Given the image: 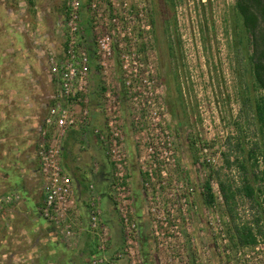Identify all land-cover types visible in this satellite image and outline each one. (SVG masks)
Listing matches in <instances>:
<instances>
[{
	"label": "rangeland",
	"instance_id": "374dc122",
	"mask_svg": "<svg viewBox=\"0 0 264 264\" xmlns=\"http://www.w3.org/2000/svg\"><path fill=\"white\" fill-rule=\"evenodd\" d=\"M91 1L81 0V16L87 28L86 6ZM94 1L108 19L115 18L116 24L110 29L117 48L107 72L93 73L95 99L90 100V108L93 110L95 102L102 99L101 86L106 82L110 90H116L121 65L119 42L123 54L134 56L139 64V81L133 80L139 94L136 99L135 93L124 99L127 117L133 120L138 116L137 128L134 132L128 128L126 134L130 153L125 168L127 208L118 210L109 203L111 165L103 167L98 156L99 166L92 175L93 167L83 158L80 163L81 175H89L88 183L93 182L101 197L102 219L110 237L106 256L120 254L122 263H127L123 252L127 229L131 246L138 251L134 259L140 258L141 264H264V234L254 222L259 209L240 191L242 170L235 162L228 166L225 161L240 160V135H244L246 150L260 146L254 113L250 108L242 110L246 73L241 85L235 71L234 0ZM64 6L65 0H0V151L18 153L16 169L22 175L26 169L22 162L31 158L34 145L30 136L22 138L18 132L23 126L40 123L55 86L49 79L46 60L49 48L59 51L62 45ZM91 116L93 122H100L94 111ZM135 133L138 145H143L139 150L134 145ZM87 140L90 143V137ZM69 148L71 156L77 152V146ZM140 149L144 156L141 164L136 159ZM254 150L259 161L258 150ZM249 165L256 175L254 186L261 200L264 182L260 166L253 158ZM217 173L237 189L230 205L220 195L214 177ZM141 178L147 186H141ZM206 180L213 195L211 202L205 195ZM84 182L77 186L76 208L69 212L78 218L82 229L87 222ZM130 222H134L133 228ZM242 224L251 227L255 243L238 242L234 225ZM87 235L82 234L81 244L76 246L84 250L83 264L92 244ZM39 250L36 245V252ZM43 250L47 252L45 246Z\"/></svg>",
	"mask_w": 264,
	"mask_h": 264
},
{
	"label": "built area",
	"instance_id": "2783aa9c",
	"mask_svg": "<svg viewBox=\"0 0 264 264\" xmlns=\"http://www.w3.org/2000/svg\"><path fill=\"white\" fill-rule=\"evenodd\" d=\"M86 8L88 28L81 16V0H65L62 45L59 51L53 47L49 48L46 60L49 79L54 81L55 86L48 97L50 103L46 102L35 141L43 195L41 214L56 228H60V234L62 233L64 237L72 234L67 222L69 212L75 207V194L72 180L61 163L63 136L68 130H80L82 141L86 144L89 142L87 139L91 132L101 154L109 161L113 170L112 195L109 203L122 210V207L127 208L124 202L125 193L128 191L125 168L130 161V153L126 149V134L127 130L134 132L138 126V116L133 120L127 117L129 113L124 110V99L134 93L136 95L133 98L136 99L139 94L136 93L139 87H134L133 81L135 78L139 81L137 78L139 64L134 56L128 58L123 54L121 42L118 43L121 65L116 90H110L106 82L101 86L102 99L95 102L93 110L90 108V100L95 96L92 90L93 73L107 72L117 44L113 43L114 32L110 29L116 24L115 18L108 19V14L94 0ZM89 44L92 45V54L88 51ZM113 87L111 85V88ZM91 111L100 117V122H93ZM136 135V133L133 135L134 145L139 150L138 148L143 145H138ZM138 152L136 159L141 164L144 156L141 149ZM148 175L152 176L150 171ZM140 183L141 186L148 184L144 178H141ZM85 205L87 232L92 241L88 264H123L120 254L106 256V244L110 239L109 229L102 219L100 194L92 182L86 186ZM123 223L127 226V222ZM130 225V228L135 226L134 222H130ZM124 235L126 240L123 252L127 259L126 264H141L140 258L134 259L138 251L134 252L131 235L127 229H124Z\"/></svg>",
	"mask_w": 264,
	"mask_h": 264
},
{
	"label": "crops",
	"instance_id": "0c3cea01",
	"mask_svg": "<svg viewBox=\"0 0 264 264\" xmlns=\"http://www.w3.org/2000/svg\"><path fill=\"white\" fill-rule=\"evenodd\" d=\"M1 35L0 31V38ZM46 102L50 103L49 98ZM12 119L15 118L12 117ZM39 124L36 123L25 128L23 126L21 132H18V135L20 133L22 138L25 134L28 135V138L30 136L34 145L31 147V158H27V160L24 158L22 162L23 164L26 163L25 175H22L16 169L19 163L18 153L15 154L12 149L0 151L2 156L0 159L4 160V162L0 160V264H83L84 250L83 248L77 250L76 246L78 247L81 244L82 234L88 236L87 222H85V228L82 229L80 224H78V218L76 219L70 213L67 224L72 234L64 237L62 233L60 234V228H56L53 223L46 220L41 214L43 195L40 188L41 180L35 153V141ZM89 137L90 143L84 144L81 138V131L71 129L66 132L61 140V163L64 171L70 173L72 177L73 190L76 196L75 207L72 210L76 208L77 186L85 181L83 206L86 219V186L90 177L87 173L81 175L83 170L80 169V163L83 158L88 165L93 167L91 172L93 175L94 171L98 169L99 161L97 157L101 153L91 132H89ZM1 139L2 137H0ZM71 145L77 146V152L74 151L72 156L70 155L72 149L69 148ZM89 148L92 149L88 150ZM7 153L9 154L8 157ZM102 157H100L101 160ZM5 160L9 161L5 162ZM102 165L107 168V164L104 162H102ZM82 166H84V163ZM39 190L40 193L37 195L36 192ZM77 217H80V214ZM36 245L41 248L38 252H36ZM44 246L47 252L43 250Z\"/></svg>",
	"mask_w": 264,
	"mask_h": 264
},
{
	"label": "trees",
	"instance_id": "16d2710c",
	"mask_svg": "<svg viewBox=\"0 0 264 264\" xmlns=\"http://www.w3.org/2000/svg\"><path fill=\"white\" fill-rule=\"evenodd\" d=\"M233 52L235 60V71L237 72L239 82L242 84L244 73L246 79L243 83L247 84L245 92L241 94L242 110L250 108L258 124L257 130L259 134L260 146L255 145L254 148L246 150L243 145L244 135L238 138L237 147L241 150V158L235 157L232 161L226 159L228 166L236 163L243 174V182L240 191L243 195L251 199V201L259 209L258 216L254 218L257 229L264 234V196L260 200L258 196V188L254 186L256 175L251 171L249 161L251 158L255 160L257 166H260V177L264 182V0H234L233 3ZM89 53L92 54V45L89 44ZM243 69L241 74L239 70ZM239 140V139H238ZM257 148L258 157L256 155ZM100 157L102 154L100 153ZM103 162L110 166L109 161L103 156ZM259 163V164H258ZM213 174L209 177H213ZM220 192V195L226 205H230L237 189L228 181L221 180L218 176H214ZM205 195L208 201H212L213 195L209 181L204 183ZM260 223V224H258ZM234 231L238 242L241 245H251L255 243L256 236L252 232L250 226L242 224L234 225ZM91 253V251H90Z\"/></svg>",
	"mask_w": 264,
	"mask_h": 264
},
{
	"label": "flooded vegetation",
	"instance_id": "af4514ba",
	"mask_svg": "<svg viewBox=\"0 0 264 264\" xmlns=\"http://www.w3.org/2000/svg\"><path fill=\"white\" fill-rule=\"evenodd\" d=\"M41 122V121H40ZM85 264H88V256H87V259H86V261H85Z\"/></svg>",
	"mask_w": 264,
	"mask_h": 264
}]
</instances>
